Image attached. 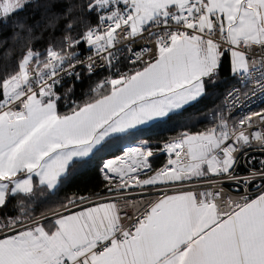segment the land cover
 Instances as JSON below:
<instances>
[{
  "label": "snow or ice",
  "instance_id": "obj_1",
  "mask_svg": "<svg viewBox=\"0 0 264 264\" xmlns=\"http://www.w3.org/2000/svg\"><path fill=\"white\" fill-rule=\"evenodd\" d=\"M29 2L2 0L0 22ZM55 4L15 21L13 46L0 52V264H264V159L258 169L249 159L253 149L264 156V109L234 119L264 96V0ZM226 56L229 75L251 90L231 87L212 127L164 144V167L152 172L147 145L126 147L100 169L118 197L74 194L51 217L33 215L36 193L55 194L73 165L208 95ZM98 72L107 75L77 101ZM242 160L247 176L237 175Z\"/></svg>",
  "mask_w": 264,
  "mask_h": 264
},
{
  "label": "trees",
  "instance_id": "obj_2",
  "mask_svg": "<svg viewBox=\"0 0 264 264\" xmlns=\"http://www.w3.org/2000/svg\"><path fill=\"white\" fill-rule=\"evenodd\" d=\"M50 2L51 0H32L25 5L22 11H17L15 15L10 16L7 24L0 22V41H9L3 47H0V52L13 46L12 41L9 40L13 32V23L22 19H26L28 23H32L34 19H41L45 6ZM69 3L76 4L79 3V0H56L55 9H62ZM47 40L48 33H45L44 39L39 40L35 47L43 49ZM81 50H83V45H81ZM0 63H3V61H0ZM127 67V63L124 62L121 70H126ZM106 74V72H99L91 80H85L84 84L78 85L75 99L82 102L85 99L83 93L87 91L88 85ZM219 81L214 88L209 89L208 95L189 106L186 110L173 114L165 120L155 122L146 128L134 130L130 135L113 138L84 162L73 165L69 170L67 179L62 182L55 194L49 196L44 193L42 196L39 191L36 193L37 202L33 205V215L38 217L41 214L44 215L60 209V204L65 201V198L74 194L88 196L89 198L107 195L109 193L108 183L100 175V165L106 158L116 156L126 140L131 141V143H145L152 149H157L164 141L177 138L183 133L197 134L212 127L216 121L215 114L223 108L222 98L224 94L236 84V80L229 75L227 56L224 57ZM66 110L63 106L60 108L61 112ZM162 164V161L151 163L152 171H155ZM10 210L11 205L3 211L8 213Z\"/></svg>",
  "mask_w": 264,
  "mask_h": 264
},
{
  "label": "built area",
  "instance_id": "obj_3",
  "mask_svg": "<svg viewBox=\"0 0 264 264\" xmlns=\"http://www.w3.org/2000/svg\"><path fill=\"white\" fill-rule=\"evenodd\" d=\"M143 43H144V41H138L136 47H139V46L142 45ZM98 73H99V72H98ZM232 87H239V88H241L242 91H250V90H251V85H249L248 89H244L240 84H238L237 81H236V84H235L234 86H232ZM229 89H230V88H229ZM229 89H228V90H229ZM228 90H227V91H228ZM227 91H226V93L224 94V96H223V98H222V102H223V99H224L225 95L227 94ZM222 107H223V103H222ZM261 109H264V96H261V95L258 94L256 97H254V98L251 100L250 107L241 110V112H239V113H234V119H238L239 116L242 115V114H245V113H248V112H257V111H260ZM223 115H224L225 117L229 116L228 111L225 110V111L223 112ZM229 123H231V120L229 121ZM250 131H251V130H250ZM173 139H174V138H173ZM173 139L166 140V141H164V142L161 144V146H160L159 148H157V149H153V151H154L156 154H155L154 156L150 157L149 160H151V159H153V158H156V157H159V156H163V157L166 159V164H167V160L170 158V157H169V154L166 153V152L160 151V149H162V147H163L164 144H166V143L172 141ZM135 146H138V145H134V144L131 145V144H128V145L123 146V147H122V151H121L120 154H118L117 156H123V155H124V149H125L126 147H135ZM147 146H148V145H147ZM148 147H149V146H148ZM150 148H151V147H150ZM241 155L243 156V154H241ZM117 156H115V157H117ZM115 157L108 158V159L104 160L103 163H102L101 166H100V169L102 168L103 164H104L106 161H108V160H110V159H114ZM253 157L255 158V160H254L253 164L251 165V167L258 169V168L260 167L259 161H260L261 159H264V156H261V154H260L259 152H257L255 149H253V150H251L250 153H249V159H251V158H253ZM172 158H174V157H172ZM100 173H101V171H100ZM147 174H148V173H147ZM248 174H249V173H248V166H246L245 163H244L243 160H242L241 166L237 169V175H239V176H247ZM110 175H111V174H110ZM144 175H145V174H143V173L141 174V178H142V179L144 178V177H143ZM101 176H102V174H101ZM102 178H103V177H102ZM113 180H114V182H116V183L119 182L118 178H116V177H113ZM256 183H259V181H257ZM234 188H235V185L232 184V183H225V184H224V190H225L226 192H228L230 195L234 196V197L237 196V195H243L244 192H245V189L241 188V189H240V192H239V193H236V192L234 191ZM255 189H256V184L254 183V184L252 185V187H250L247 191H248V193H249L251 196H255V195L258 194L257 191H256ZM181 190H183V189L176 188V189H174L173 191H170L168 194H174L175 191H181ZM137 191H138V190L133 189V190H132L133 195H135V193H136ZM119 195H120L119 192H115V191H114V192L111 193V194L102 195V196H96V197H94V198H90L89 200L94 201V202H104V201H107V200H111V199L114 198V197H118ZM136 199L139 200L140 197H139V196H136ZM128 211H129V215H131V210H128ZM51 215H52V214H48V215H46V216H47V217H51ZM122 215H123V214H122Z\"/></svg>",
  "mask_w": 264,
  "mask_h": 264
},
{
  "label": "crops",
  "instance_id": "obj_4",
  "mask_svg": "<svg viewBox=\"0 0 264 264\" xmlns=\"http://www.w3.org/2000/svg\"><path fill=\"white\" fill-rule=\"evenodd\" d=\"M107 75V74H106ZM158 121H162V120H157V121H153V122H150V123H148V124H146V125H143V126H139L138 128H136L135 130H137V129H140V128H146V127H148V126H150V125H152V124H154L155 122H158ZM216 122V121H215ZM134 131V130H133ZM128 144H131V145H140V144H142V143H131V141H129V140H126V142H124L122 145H121V147H120V152L122 151V147L123 146H125V145H128ZM143 144H145V143H143ZM145 145H147V144H145ZM120 152L118 153V154H120ZM117 154V155H118ZM116 155V156H117ZM112 157H115V156H112ZM112 157H109V158H112ZM87 159V158H86ZM106 159H108V158H106ZM105 159V160H106ZM160 161H162L163 162V164L161 165V166H159L158 168H156L155 169V171L156 170H159V169H161L162 167H164L165 165H166V159L163 157V156H159V158H153V159H151L150 160V162L151 163H155V162H160ZM103 163V162H102ZM101 166V165H100ZM155 171H152V172H155ZM99 172H100V168H99ZM152 172H149L147 175H151L152 174ZM100 175H101V173H100ZM102 177V176H101ZM144 178H147L146 177V175H144L143 176ZM103 179V178H102ZM104 180V179H103ZM105 181V180H104ZM105 182H107V181H105ZM108 183V182H107ZM114 183H116V182H114ZM114 186V185H113ZM113 193V192H112ZM108 194H110V193H108ZM90 199V198H89ZM107 201H109V200H107ZM107 201H104V202H107ZM97 203H102V202H97ZM74 210H76V211H78L79 209L77 208V209H74ZM55 211H62V209H58V210H55ZM53 213V211L52 212H48V213H46V214H44V216H46V215H48V214H52ZM39 217H41V215L40 216H38V218Z\"/></svg>",
  "mask_w": 264,
  "mask_h": 264
},
{
  "label": "rangeland",
  "instance_id": "obj_5",
  "mask_svg": "<svg viewBox=\"0 0 264 264\" xmlns=\"http://www.w3.org/2000/svg\"><path fill=\"white\" fill-rule=\"evenodd\" d=\"M30 1H32V0H30ZM0 2H2V0H0Z\"/></svg>",
  "mask_w": 264,
  "mask_h": 264
}]
</instances>
